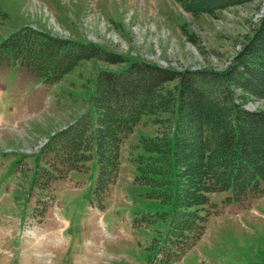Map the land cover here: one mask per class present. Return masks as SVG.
<instances>
[{"label": "rangeland", "instance_id": "374dc122", "mask_svg": "<svg viewBox=\"0 0 264 264\" xmlns=\"http://www.w3.org/2000/svg\"><path fill=\"white\" fill-rule=\"evenodd\" d=\"M186 2L0 0V264H264L263 183L238 203L230 190L205 193L207 202L190 208L195 231L182 233L180 188L164 155L139 144L142 137L173 143L178 81L160 91L175 101L142 116L121 143L116 173L97 185L95 147L85 138L95 136L92 98L102 71L143 62L205 72L229 105L264 112V100H239L218 75L252 37L264 0H213L201 11ZM17 33L28 38L19 50ZM48 40L80 53L61 75L65 56L59 68L33 59ZM140 155L142 176L154 183L136 171Z\"/></svg>", "mask_w": 264, "mask_h": 264}, {"label": "trees", "instance_id": "16d2710c", "mask_svg": "<svg viewBox=\"0 0 264 264\" xmlns=\"http://www.w3.org/2000/svg\"><path fill=\"white\" fill-rule=\"evenodd\" d=\"M185 1L196 8L195 11H201L213 0ZM230 1L237 4L249 0ZM12 37L15 50L21 49V42L28 41V38L23 40L25 36L21 33ZM42 45L47 50H33V59L41 64L43 60L53 62L59 68L58 60L65 56L67 65L60 75L80 58L77 57L80 53L72 46L53 40L44 41ZM218 75L226 85L236 86L241 92L239 100H264V16L236 55L233 65ZM215 80L205 72L180 74L143 62H132L118 74L100 72L92 98L95 136L93 141L85 138L90 149L95 147L97 185H103L107 175L116 173L121 143L133 133L142 116L165 111L160 107L175 101L172 94L161 95L160 91L166 84L178 81L173 143L142 137L139 144L149 155H164L162 159L172 172L175 187L180 188L175 208L180 210L183 219L180 222L182 233L195 231L196 213L190 212V208L204 205L205 193L230 190L237 203L253 191L259 193V182L264 184V112H249L229 105L227 92L214 87ZM192 105L199 111L191 109ZM61 135L67 137L68 133ZM86 152L80 154L81 157L90 159ZM147 158L154 162L157 159ZM143 160L140 155L135 161L141 177ZM144 178L149 182V178Z\"/></svg>", "mask_w": 264, "mask_h": 264}]
</instances>
